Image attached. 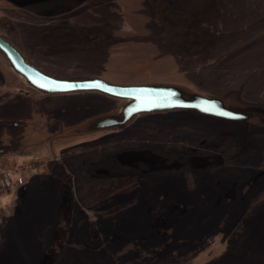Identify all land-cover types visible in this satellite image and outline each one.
Returning <instances> with one entry per match:
<instances>
[{"label":"rangeland","instance_id":"1","mask_svg":"<svg viewBox=\"0 0 264 264\" xmlns=\"http://www.w3.org/2000/svg\"><path fill=\"white\" fill-rule=\"evenodd\" d=\"M0 34L54 77L177 86L264 120V0H0ZM107 103L36 93L0 53V172L25 173L0 195V264H264L262 121L89 132ZM104 176L129 185L95 192Z\"/></svg>","mask_w":264,"mask_h":264},{"label":"water","instance_id":"2","mask_svg":"<svg viewBox=\"0 0 264 264\" xmlns=\"http://www.w3.org/2000/svg\"><path fill=\"white\" fill-rule=\"evenodd\" d=\"M0 53L6 58L13 72L21 77L33 91L43 96L98 93L121 101L117 112L96 117L88 122L91 133L122 129L138 117L172 112H191L234 123H248L258 119L264 125L260 110L234 109L224 99L188 93L177 86L120 85L100 77L68 79L51 76L30 63L26 56L1 34Z\"/></svg>","mask_w":264,"mask_h":264},{"label":"built area","instance_id":"3","mask_svg":"<svg viewBox=\"0 0 264 264\" xmlns=\"http://www.w3.org/2000/svg\"><path fill=\"white\" fill-rule=\"evenodd\" d=\"M36 172V169H31ZM25 185V173L23 170H5L0 172V195L8 191H16Z\"/></svg>","mask_w":264,"mask_h":264},{"label":"trees","instance_id":"4","mask_svg":"<svg viewBox=\"0 0 264 264\" xmlns=\"http://www.w3.org/2000/svg\"><path fill=\"white\" fill-rule=\"evenodd\" d=\"M93 183H95V184H93V186L92 185H90V186H91V188L94 187L95 192H100L101 190H103L105 188H109V189L110 188H116L118 186H120L121 188H125V187H127L125 185H129V184H125V183H127L125 178H122V177H106V176L97 179Z\"/></svg>","mask_w":264,"mask_h":264},{"label":"bare ground","instance_id":"5","mask_svg":"<svg viewBox=\"0 0 264 264\" xmlns=\"http://www.w3.org/2000/svg\"><path fill=\"white\" fill-rule=\"evenodd\" d=\"M88 94H92V95H94V96H96V97H99V98H102V99H105V100H107V104H112V103H115L116 101H118V100H116V99H112V98H109V97H106V96H103V95H100V94H98V93H88ZM66 96H72V95H64V96H61V97H66ZM56 97H58V96H56ZM119 102H121V101H119ZM119 107V106H118Z\"/></svg>","mask_w":264,"mask_h":264},{"label":"snow or ice","instance_id":"6","mask_svg":"<svg viewBox=\"0 0 264 264\" xmlns=\"http://www.w3.org/2000/svg\"><path fill=\"white\" fill-rule=\"evenodd\" d=\"M205 110H210V109H205Z\"/></svg>","mask_w":264,"mask_h":264}]
</instances>
